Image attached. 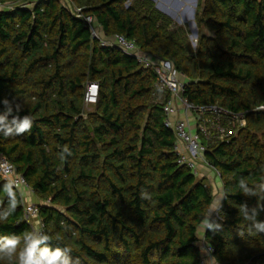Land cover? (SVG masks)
<instances>
[{
  "label": "trees",
  "instance_id": "obj_1",
  "mask_svg": "<svg viewBox=\"0 0 264 264\" xmlns=\"http://www.w3.org/2000/svg\"><path fill=\"white\" fill-rule=\"evenodd\" d=\"M1 1L14 8L0 10V113L6 99L33 126L0 134V150L40 200L47 243L67 245L80 264H201L207 220L202 240L217 264H264V230L255 227L264 223V0H199L195 49L187 26L154 0H71L80 12L60 0ZM87 16L104 37L124 35L169 60L195 106L250 110L229 141L202 138L223 186L220 219L208 218L212 184L179 162L164 111L170 94L156 72L103 45ZM92 81L99 98L87 110ZM6 184L0 176V243L15 236L22 248L33 227L15 188L10 208ZM0 264L18 260L0 255Z\"/></svg>",
  "mask_w": 264,
  "mask_h": 264
},
{
  "label": "built area",
  "instance_id": "obj_2",
  "mask_svg": "<svg viewBox=\"0 0 264 264\" xmlns=\"http://www.w3.org/2000/svg\"><path fill=\"white\" fill-rule=\"evenodd\" d=\"M13 8L14 3L8 4L0 0V10H11ZM80 11L81 9H76V12ZM78 16L81 15L78 14ZM84 19L89 24L93 36L100 39L103 45L118 47L125 54L134 57L145 68H152L156 72L157 87L161 92L170 94L164 105V111L167 116L166 124L174 130L178 140L177 154L179 156V162L183 165H187L196 175L199 174L200 162L209 165L205 158L207 146L203 143L202 138H205L207 141H229V138L236 135L239 129L247 126V115L250 110L235 113L218 105L195 106L184 97L183 92L186 84L169 60L142 51L134 40H131L124 35L117 34L112 38H106L103 36L92 16H87ZM99 91V82L92 81L88 83L85 92V103L91 105L96 104L99 98ZM180 105L182 106L181 108ZM259 109H264V105L259 107ZM181 110H183L185 116H187L184 117L186 119L180 117ZM190 115H193L196 121L195 131L191 129L189 120H187ZM217 173L219 175V172ZM0 176L7 183L13 182L14 188L21 193L25 208V218L31 223L33 233H44L43 223L38 217V206L35 203L29 202V204H27L24 201L21 188H30L25 177L17 171L16 166L4 155L1 150ZM215 215L220 219L217 212ZM33 220L35 222H33ZM202 245L203 250L211 254V257L213 258V248L204 240H202ZM207 263L208 262L204 257L201 264Z\"/></svg>",
  "mask_w": 264,
  "mask_h": 264
},
{
  "label": "clouds",
  "instance_id": "obj_3",
  "mask_svg": "<svg viewBox=\"0 0 264 264\" xmlns=\"http://www.w3.org/2000/svg\"><path fill=\"white\" fill-rule=\"evenodd\" d=\"M2 103L5 107L4 112L0 113V134L9 137L29 132L33 126V119L30 116H24L23 118L14 116V109L10 102L5 99ZM15 111H19L18 105ZM64 152H70V150L65 148ZM239 187L245 194L253 191L246 186L244 180L239 182ZM4 192L7 195L10 208L14 211L17 204V192L14 190V183L8 182L4 186ZM8 215H11V212ZM4 219H6V216H0V221ZM205 226L208 228L213 227L207 220L202 224L203 228ZM255 227L258 231L264 230V223H258ZM48 241H50V237L45 233H28L23 236V247L19 248L21 239L12 236L0 243V255L9 258L16 257L18 264H80L78 259L73 260L70 247L67 245L53 247L47 243Z\"/></svg>",
  "mask_w": 264,
  "mask_h": 264
},
{
  "label": "rangeland",
  "instance_id": "obj_4",
  "mask_svg": "<svg viewBox=\"0 0 264 264\" xmlns=\"http://www.w3.org/2000/svg\"><path fill=\"white\" fill-rule=\"evenodd\" d=\"M198 1L199 0H154L156 5H159L161 8H163L164 10H166L168 13H166L167 15H169L178 25H182V26H187V28L189 29L190 33H189V40H190V44L191 46L195 49L197 47V41H198V37L200 34V29L196 23L195 20V16H196V11L195 13L193 12V9L196 8L197 10V6H198ZM60 2L67 6L68 8H70L71 10H76L77 7L76 5L71 1V0H60ZM129 4V2H128ZM157 7V6H156ZM160 10V9H159ZM162 11V10H161ZM163 12V11H162ZM94 107V105L92 104H87V110L92 109ZM199 176V174H198ZM211 176L213 178V185L216 188L215 185H217L218 187H221V178L220 176H216V173L214 170H212L211 172ZM22 194L24 196V201L29 204V202L35 203L32 200H28V196L25 194L24 192V188H21ZM218 192V190H217ZM37 205V203H35ZM33 222H35L33 220ZM201 247L202 245V239H201V243H200ZM203 248V247H202ZM204 252V257L207 260V264H217L215 262V260L211 257V254H209L207 251H203Z\"/></svg>",
  "mask_w": 264,
  "mask_h": 264
},
{
  "label": "crops",
  "instance_id": "obj_5",
  "mask_svg": "<svg viewBox=\"0 0 264 264\" xmlns=\"http://www.w3.org/2000/svg\"><path fill=\"white\" fill-rule=\"evenodd\" d=\"M182 106L180 105V108H181ZM180 117L181 118H184V117H187V116H185V113L183 112V110H181V114H180ZM184 119H186V118H184ZM187 120H189V123H190V126H191V129L193 130V131H195V126H196V121H195V118H194V116L192 115H190V116H188V118H187ZM212 170H214L215 171V169L214 168H212L211 166H209V165H207V164H205V163H199V176H203V177H206L207 179H208V181L212 184V186H213V188H214V194H215V201H214V204L213 205H215V206H213L212 205V209H211V211H210V214H209V216H208V218L210 217V216H213L216 212H217V210H218V207H219V205H220V203H221V201H222V199H223V186H222V182H221V187H218L217 185H215L216 186V188L214 187V185H213V181L215 180V178H214V180H213V178H212V176H211V172H212ZM215 173H216V176H219L218 175V173L215 171ZM216 181V180H215ZM214 181V182H215ZM217 190H218V192H217ZM24 192H25V194L28 196V200L30 201V200H32V201H34L35 203H38L40 200L38 199V197L34 194V192L29 188H24ZM208 222V221H207ZM205 228H206V226L203 228V227H201L200 228V238L201 239H203V236H204V230H205Z\"/></svg>",
  "mask_w": 264,
  "mask_h": 264
},
{
  "label": "water",
  "instance_id": "obj_6",
  "mask_svg": "<svg viewBox=\"0 0 264 264\" xmlns=\"http://www.w3.org/2000/svg\"><path fill=\"white\" fill-rule=\"evenodd\" d=\"M156 6H157L158 9L162 10L163 12L168 13L166 10H164L163 8H161L159 5H156ZM195 11H196V8L194 9V13H195Z\"/></svg>",
  "mask_w": 264,
  "mask_h": 264
},
{
  "label": "bare ground",
  "instance_id": "obj_7",
  "mask_svg": "<svg viewBox=\"0 0 264 264\" xmlns=\"http://www.w3.org/2000/svg\"><path fill=\"white\" fill-rule=\"evenodd\" d=\"M193 12H194V9H193Z\"/></svg>",
  "mask_w": 264,
  "mask_h": 264
}]
</instances>
